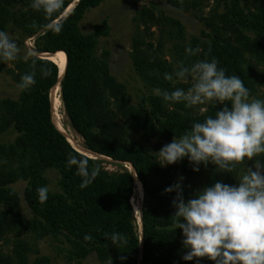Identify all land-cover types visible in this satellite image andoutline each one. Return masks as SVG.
Instances as JSON below:
<instances>
[{"label":"trees","instance_id":"16d2710c","mask_svg":"<svg viewBox=\"0 0 264 264\" xmlns=\"http://www.w3.org/2000/svg\"><path fill=\"white\" fill-rule=\"evenodd\" d=\"M104 0H78L72 10L63 15L75 0H65L64 7L53 23L62 24V31L54 34L42 28L47 23L42 13L30 7V0H0V30L11 28L21 31L27 39L35 38V53L29 61H15V81L33 71L36 62V84L29 90H21L19 100H0V241L19 232H32L39 239L62 236L69 245L68 262H83L96 256L100 264L108 257L113 264H213L208 259L184 261L186 249L182 244L180 229L173 226L175 192L165 193L174 185L172 169H178L186 182H192L189 193L182 188L185 201L203 187L216 182L236 184L231 176H237L240 168L230 175L217 173L215 166H201L198 172L184 160L161 167L157 156L143 145L129 142L132 135L140 133L146 140L155 139L156 153L174 137L179 138L191 124L213 115L224 105L209 106L204 115H196V107L185 108L183 103L172 104L152 94L138 105L131 104L126 87L111 75L109 52L98 57L100 41L110 36L107 20L97 25L90 34H83L80 24L86 14L98 8ZM174 8L190 12L198 5L188 0H169ZM223 14L215 13L213 21H206L208 31L202 38H193L184 44V28L174 19L157 17L150 8L143 9L136 19L146 26L169 27L183 40L173 50L175 67L162 59L161 49L153 43H145L138 34L133 40L132 60L137 74L154 89L169 92L188 86L175 77L164 79L165 73H173L178 64L191 65L197 60L215 58L226 75H236L250 90L251 96L264 88V0H223ZM221 25V26H220ZM140 33V32H139ZM186 47L199 48L196 56L186 55ZM62 52L67 57L65 76L60 84L66 116L84 142V147L99 157L119 164H129L134 174L109 173L101 161L90 158L72 146L53 122L50 92L59 82L58 66L39 55ZM41 68L49 75L42 76ZM5 67L0 62V73ZM10 131L19 137L6 145L1 138ZM77 135V136H78ZM84 156L89 165H98L100 174L87 187L81 189V178L75 167H66L69 154ZM56 170L60 175V193L49 190L48 199L41 204L37 188L49 185L46 173ZM221 174V175H219ZM203 180V181H201ZM25 181V201L34 216L25 219L19 212L20 198L12 185ZM136 184L144 191L141 213L142 235L136 224L132 200ZM119 232L125 235L127 245L115 248L105 234ZM90 235L91 240L83 237ZM30 247L24 240L15 243L13 254L0 248V264H51L50 258L29 260ZM123 257V260L119 259Z\"/></svg>","mask_w":264,"mask_h":264},{"label":"clouds","instance_id":"9594fccd","mask_svg":"<svg viewBox=\"0 0 264 264\" xmlns=\"http://www.w3.org/2000/svg\"><path fill=\"white\" fill-rule=\"evenodd\" d=\"M64 3L65 0H30V7L43 14L47 21L43 29L58 34L62 24L52 21ZM199 51V48L185 49L190 56ZM20 52L16 37L0 30V62L16 61ZM32 66L33 71L21 76L18 84L21 90H29L36 84L35 60ZM40 73L49 75L46 68H41ZM174 77L190 82V87L171 92L154 89V94L163 101L183 103L185 108L224 106L192 123L183 135L162 146L155 154L160 166L174 165L186 158L194 172L212 164L217 173L231 175L238 165H243L242 173L231 175L236 184L216 182L195 192L187 201L183 198L182 177L165 188V193H176L171 220L175 230H181L182 244L187 250L182 259L188 262L206 258L213 264H264V99L252 97L239 76L226 75L215 58L197 60L189 66L181 62L173 73L164 75L166 81ZM66 167H75L81 189L89 186L101 171L98 165L90 166L86 157L71 153ZM36 191L38 201L45 203L49 188L41 186ZM105 238L116 249L127 245L125 235L119 232L105 234ZM83 239L89 241L92 237L86 234ZM106 264H113L110 257Z\"/></svg>","mask_w":264,"mask_h":264},{"label":"rangeland","instance_id":"374dc122","mask_svg":"<svg viewBox=\"0 0 264 264\" xmlns=\"http://www.w3.org/2000/svg\"><path fill=\"white\" fill-rule=\"evenodd\" d=\"M250 1L252 2L254 0H242L243 5L248 4ZM76 2H78V0H75L63 17L72 10ZM188 2L196 3L198 5L197 10L186 12L176 9L169 0H104L98 8L89 11L81 22L80 29L82 33L90 34L97 25L101 24L104 20L108 21L111 29L110 36L101 39L97 55L98 57H103L105 51L109 52L108 66L110 73L118 83L126 87L128 94L131 97L132 105H138L143 98L154 94V88L144 81L135 71L132 60L134 38L138 34H141L146 44L153 43L155 48L159 47L162 53L158 55H160L162 59L167 60L168 63L172 64L174 67L175 60L172 55L174 47L177 44L183 43V40L178 39L176 32L170 33L171 29L168 26L159 27L148 24L149 30L146 31V26L139 24V22L136 21L138 13L145 8H150L157 17L163 16L177 20L184 28V44H189L193 38H202L203 32L208 31V27L205 25L206 21H213L214 23L219 24L220 22L214 20L213 16L215 13L223 14L225 10L223 0H188ZM8 32L16 37L17 43L21 48L20 56L17 60L29 61L34 57L29 55V53H35V38L27 39L21 31H17L13 28ZM2 63L5 69L0 73V100L17 101L19 100L21 90L18 88V83L14 79L16 73L15 61ZM181 83L190 87V82L181 81ZM252 97L264 99V88L258 89ZM210 105L211 104L196 106L195 114L204 115ZM63 106L58 112L56 111V113L53 114L52 118L58 128H65L70 124L69 119L65 115ZM200 108H204L205 110L200 111ZM18 137L19 135L16 132L10 131L1 138V142L10 145L13 144ZM75 141L77 147L83 154L101 161L102 167L109 173L123 172L124 170H127L134 174V170L129 164H119L113 162L111 159L99 157L89 152L84 147V142L79 135ZM129 142L143 145L153 154H156L153 148L156 143L155 139L146 140L143 134L140 133L139 135H132ZM248 166L251 167V162H249ZM164 167L169 168V166ZM238 167L240 168V174L243 171V165H238ZM171 172L173 175L171 180L174 183L177 182L178 177L183 178L178 169H172ZM46 177L49 180V190L52 193H60L59 173L56 170H50L46 173ZM27 187L28 182L25 181H20L12 185V189L20 198V214L25 219L33 220L34 216L24 198ZM181 187L189 193L194 189L192 182H186L184 178ZM199 187L200 189L204 188L201 185H199ZM144 199V191L142 187L139 184H136L135 197L133 198L132 203L140 235L141 213ZM18 240H24L28 243V246L31 249L29 252V260L31 262L39 258L47 257L50 258L51 264H100L95 255L83 262H68L66 255L69 250V245L62 236L57 238L48 236L39 239L32 232H19V234H12L4 237L0 241V248L7 254H13L15 243Z\"/></svg>","mask_w":264,"mask_h":264},{"label":"bare ground","instance_id":"6f19581e","mask_svg":"<svg viewBox=\"0 0 264 264\" xmlns=\"http://www.w3.org/2000/svg\"><path fill=\"white\" fill-rule=\"evenodd\" d=\"M39 56L42 59H46V60L54 62L58 66V69L60 70V83H61L62 79L65 76V72H66V66H67L66 55L62 52H58L54 55L45 54V55H39ZM60 83L57 84L55 87H53L51 92H50L53 114L56 113V111L58 112L61 109V107L63 106ZM63 109H64V106H63ZM64 112H65V109H64ZM65 115H66V112H65ZM53 122H54V120H53ZM54 124L56 126L55 122H54ZM56 128L59 130V132H61L67 138L68 142L72 146H74L76 149L79 150V152H81L80 149L77 147L76 141H75V139H77V134L74 132V130L72 129V126L70 124H68V126H66L65 128H58V126H56ZM92 154H94V153H92ZM94 155H96V154H94ZM141 228H142V225H141ZM141 235H142V232H141Z\"/></svg>","mask_w":264,"mask_h":264},{"label":"water","instance_id":"95a60500","mask_svg":"<svg viewBox=\"0 0 264 264\" xmlns=\"http://www.w3.org/2000/svg\"><path fill=\"white\" fill-rule=\"evenodd\" d=\"M67 16V15H66ZM65 16V17H66ZM64 18V17H63ZM63 80V79H62ZM62 82V81H61ZM60 83V70H59V82H58V84ZM61 84V83H60ZM141 232H142V228H141Z\"/></svg>","mask_w":264,"mask_h":264}]
</instances>
